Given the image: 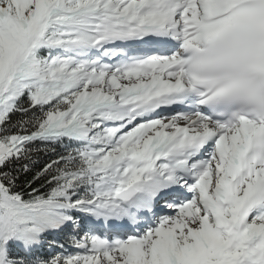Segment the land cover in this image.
<instances>
[{"label":"snow or ice","instance_id":"snow-or-ice-1","mask_svg":"<svg viewBox=\"0 0 264 264\" xmlns=\"http://www.w3.org/2000/svg\"><path fill=\"white\" fill-rule=\"evenodd\" d=\"M0 264H264V0H0Z\"/></svg>","mask_w":264,"mask_h":264}]
</instances>
